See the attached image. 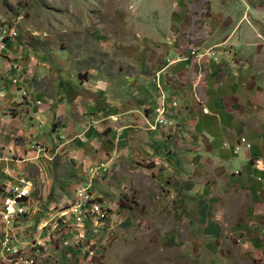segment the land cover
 <instances>
[{"label": "rangeland", "instance_id": "rangeland-1", "mask_svg": "<svg viewBox=\"0 0 264 264\" xmlns=\"http://www.w3.org/2000/svg\"><path fill=\"white\" fill-rule=\"evenodd\" d=\"M250 10L264 39V0H0V264H264V210L247 219L241 199L235 219L216 222L219 207L207 215L183 201L167 173L174 124L169 117L146 150L156 108L151 123L136 91L162 89L166 113L180 116L172 88L193 68L171 77L168 51L220 40ZM182 16L172 44L159 42ZM260 45L252 56L264 63ZM206 50L191 51L215 48ZM22 180L31 185L26 213L3 220L7 190ZM85 183L108 216L72 225Z\"/></svg>", "mask_w": 264, "mask_h": 264}, {"label": "crops", "instance_id": "crops-1", "mask_svg": "<svg viewBox=\"0 0 264 264\" xmlns=\"http://www.w3.org/2000/svg\"><path fill=\"white\" fill-rule=\"evenodd\" d=\"M172 11L183 10L175 5ZM253 16L250 10L240 19H233L231 30L220 40L211 42L205 35L192 40L195 46L192 49L199 52L215 48L214 55L198 57L192 49L181 54L168 51L169 59H173L165 69L171 77L180 68L188 71L193 68V71L190 81L172 88L181 97L177 102L182 108L180 116H174L170 107L167 114L174 124L168 133L169 142L173 141L177 147L167 157L172 167L167 173L176 174L173 178L180 180L183 201L189 205L202 209L219 207L216 213L211 212L216 222L225 217L235 219V214H240L241 199L250 203V209L245 212L247 219L256 220L253 216L257 207L264 210V63L256 60L255 54L252 56L264 39L255 35ZM183 19L184 16L175 19L179 22L174 23L172 37L158 41L171 45ZM187 35L183 37L185 42L189 40ZM204 45L209 48H199ZM222 47L229 48L224 56L217 50ZM256 62H259L257 68ZM155 88L150 84L144 87V92L142 87L136 89L145 102L146 119L151 123L154 109L159 105ZM163 89L168 95L166 88ZM145 92H150V96ZM149 132V148L145 149L152 152L157 132L152 129ZM76 138L80 136L70 139ZM87 160L92 158L84 160L87 167L91 166L92 162ZM81 187L88 188L86 183ZM211 209L203 212L208 215Z\"/></svg>", "mask_w": 264, "mask_h": 264}, {"label": "built area", "instance_id": "built-area-1", "mask_svg": "<svg viewBox=\"0 0 264 264\" xmlns=\"http://www.w3.org/2000/svg\"><path fill=\"white\" fill-rule=\"evenodd\" d=\"M211 55H214L212 52ZM204 54H200L199 57H203ZM158 86V85H157ZM161 96H163V90H159V105L155 109L156 113V119L151 127L153 130H156L160 128L161 130L165 129L167 127V119L168 113H166L165 105H161ZM22 183L21 185H15L11 189H8L6 194V198L4 201L3 209H2V219L4 220L5 217H8V211H15V218H12V221L16 218L23 216V200L25 198H28L30 195L31 187H26V181L22 180L20 181ZM89 188L81 187L78 188L74 199H76V206L70 207L69 209H74L75 213L81 214V221L77 222H70L72 225H82L84 223L83 217H87V219H90V215H87V211H83L82 209V200L85 196L88 195ZM96 206V205H95ZM107 212L106 210L103 214H101V222L104 221L107 218ZM77 243V242H76Z\"/></svg>", "mask_w": 264, "mask_h": 264}, {"label": "bare ground", "instance_id": "bare-ground-1", "mask_svg": "<svg viewBox=\"0 0 264 264\" xmlns=\"http://www.w3.org/2000/svg\"><path fill=\"white\" fill-rule=\"evenodd\" d=\"M26 187H31L29 182H26ZM26 201L27 198L23 200V215L26 213V209H25ZM82 207H84L85 208L84 210L87 211V214L90 215L91 218H93V221H97L98 224L101 223V214H103L106 210H108V206L105 207L103 203H99L96 200H94L90 193H88V195L83 198ZM107 216H108V212H107ZM6 218L9 220L15 218V211H8V217ZM76 221H81V217H78Z\"/></svg>", "mask_w": 264, "mask_h": 264}]
</instances>
